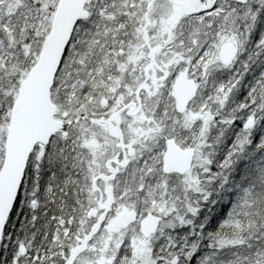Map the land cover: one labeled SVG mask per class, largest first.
Listing matches in <instances>:
<instances>
[{
	"label": "snow or ice",
	"instance_id": "1",
	"mask_svg": "<svg viewBox=\"0 0 264 264\" xmlns=\"http://www.w3.org/2000/svg\"><path fill=\"white\" fill-rule=\"evenodd\" d=\"M0 264H264V0H0Z\"/></svg>",
	"mask_w": 264,
	"mask_h": 264
}]
</instances>
